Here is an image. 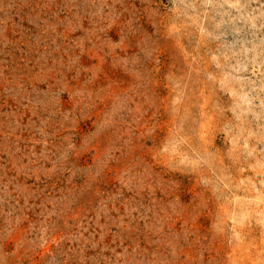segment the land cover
Returning <instances> with one entry per match:
<instances>
[{"label":"rangeland","instance_id":"374dc122","mask_svg":"<svg viewBox=\"0 0 264 264\" xmlns=\"http://www.w3.org/2000/svg\"><path fill=\"white\" fill-rule=\"evenodd\" d=\"M0 264H264V0H0Z\"/></svg>","mask_w":264,"mask_h":264}]
</instances>
